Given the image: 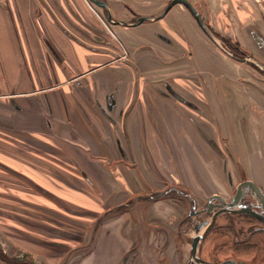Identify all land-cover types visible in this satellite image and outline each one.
Wrapping results in <instances>:
<instances>
[{
    "label": "rangeland",
    "instance_id": "1",
    "mask_svg": "<svg viewBox=\"0 0 264 264\" xmlns=\"http://www.w3.org/2000/svg\"><path fill=\"white\" fill-rule=\"evenodd\" d=\"M81 1L82 14L95 19L97 39H111L112 74H128L126 93V83H117L100 99L95 82L89 88L87 76L72 77L85 84L75 90L85 127L111 138L113 154L85 156L71 143L73 133L66 135L71 142L61 137L63 129L53 134L40 101L33 108L15 104L31 116L0 123V264L22 260L19 245L31 242L23 231L42 242L53 229L51 243L70 248L73 233L80 231L87 246L107 227L128 240L125 264H198L190 255L193 223L207 215L188 219L191 206L201 209L213 194L230 198L246 179L264 189V0H189L217 42L182 3L153 19L170 0H105L112 19L125 25L111 23L107 8ZM71 7L67 1L66 19ZM140 16L151 19L133 25ZM212 54L210 69L196 60ZM190 55L191 72L172 69ZM223 73L238 91L221 84ZM119 88L126 107L115 98ZM23 130L30 132L25 140L14 137ZM64 142L72 154L61 148ZM245 200L256 203L251 193ZM217 223L200 243L203 260L264 264L261 220L224 213Z\"/></svg>",
    "mask_w": 264,
    "mask_h": 264
},
{
    "label": "crops",
    "instance_id": "2",
    "mask_svg": "<svg viewBox=\"0 0 264 264\" xmlns=\"http://www.w3.org/2000/svg\"><path fill=\"white\" fill-rule=\"evenodd\" d=\"M67 1L69 5H74L69 10L72 17L68 19L64 15ZM81 4V0H0V123H14L17 118L22 117V120L30 117L29 110L17 111L15 106L18 104L21 108H33L34 105L37 107L36 101H40L41 107L47 110V116H51L47 122L56 131L53 134H59V129H63L61 137L64 141L71 142L66 135L68 132L73 133L77 141L71 143L77 146L79 152L95 160L105 155L106 150L108 154H113L109 142L111 138L109 141L98 138L90 128L85 127L79 111L83 104L78 99L79 95H75L76 86L82 88L85 84H80L79 81L75 83L77 78L72 77L87 76L90 79L87 84L89 88V82H95L98 86L97 98L100 99L101 91L104 92L117 83H126L122 89L126 93L128 81L124 77L128 74H124V71L122 74H112L114 69L109 67L112 59L111 39L106 36L105 40L97 39L95 19H86V14L82 12H86L87 8L83 4V9ZM169 40L166 37V41L170 43ZM173 45L174 43L171 47ZM184 58V64L181 62L172 69L191 72L192 65L189 63L190 66H187L192 59L191 55L190 59ZM213 59V54L196 58L197 62L199 60L205 66L203 68L214 65ZM215 64H218L217 59ZM227 75L232 79L237 76L236 73ZM220 76L222 85L231 84L238 91V84L224 80V73ZM121 88L115 95L120 108L126 107V100L120 99ZM86 103L88 108L94 107L89 100ZM28 134L30 132L23 130L14 133V137L25 140ZM60 144L66 154H72L70 150L73 152V149H69L67 143ZM8 150L12 148L7 147ZM47 229L43 233L47 236L46 241L42 242H38L40 239L35 238L36 234L32 237V232L23 231V236L31 241L19 245L21 254L18 255L23 261L29 264H125L121 254L129 245L128 240L120 239L115 230L108 227L101 229L97 239L87 246L82 241L81 232H75V237L71 238L76 240L75 245L65 248L60 243H51L49 238L58 234L53 229ZM103 230L109 234L100 237ZM59 237L61 238L60 234ZM128 238L132 241L133 236ZM135 243L137 244V240ZM50 252L61 253L51 255Z\"/></svg>",
    "mask_w": 264,
    "mask_h": 264
},
{
    "label": "water",
    "instance_id": "3",
    "mask_svg": "<svg viewBox=\"0 0 264 264\" xmlns=\"http://www.w3.org/2000/svg\"><path fill=\"white\" fill-rule=\"evenodd\" d=\"M93 3L97 4L98 6L107 8V19L113 24H125L128 23L119 20V19H112L110 11L108 10V4L105 0H91ZM176 3H182L190 8L193 14L196 16L198 22L200 23L204 32L211 37L213 40L216 38L213 36L209 28L205 25L204 20L198 14L195 6L189 0H170L163 11L157 15L152 17L153 19H158L163 17L166 12ZM151 19L149 16H140L138 17L133 25H138L142 21ZM169 91L176 96L177 98L182 99L181 95H179L175 90L171 87H168ZM251 193L252 196L255 197L256 203H252L245 200V197ZM256 210H255V209ZM223 213H239V214H252L259 218L263 226L259 228V231L264 233V192L263 189L257 185L253 180L246 179L238 183L235 193L229 201H226L222 195L213 194L209 197L207 202L205 203L204 207L201 209H196L194 206H191V209L188 212L187 218H191L194 215H202L206 214L207 217L202 220H197L193 223V229L195 231V236L192 238V245L190 248V255L192 259L198 264H237L234 261L226 260L220 263H210L207 262L199 257V246L203 238L209 233L212 229L214 220L217 216Z\"/></svg>",
    "mask_w": 264,
    "mask_h": 264
},
{
    "label": "flooded vegetation",
    "instance_id": "4",
    "mask_svg": "<svg viewBox=\"0 0 264 264\" xmlns=\"http://www.w3.org/2000/svg\"><path fill=\"white\" fill-rule=\"evenodd\" d=\"M254 181V180H253ZM255 182V181H254ZM255 183H257V182H255ZM238 185V184H237ZM237 185H236V187H237ZM257 185H259L258 183H257ZM260 186V185H259ZM236 187H235V190H236ZM261 187V186H260ZM262 188V187H261ZM263 192H264V189H263ZM234 193H235V191H234ZM234 195V194H233ZM232 195V196H233ZM232 196L230 197V198H226V197H224L223 196V198L226 200V201H229L231 198H232ZM254 197V196H253ZM255 198V197H254ZM132 202V201H131ZM129 203V202H128ZM255 209V208H254ZM256 210V209H255ZM224 214V213H223ZM223 214H220L219 216H217L216 218H215V220H214V224H213V227H212V229L209 231V233H211L212 232V230L214 229V227H216V225L218 224L217 223V219H218V217H220V216H222ZM226 214V213H225ZM236 214H239V213H236ZM240 215H243L244 217H253V218H255V219H257V220H259L260 221V219L259 218H257L256 216H254V215H252V214H245V213H243V214H240ZM250 232V231H249ZM248 232V233H249ZM209 233L206 235V236H208L209 235ZM205 236V237H206ZM205 237L203 238V240L205 239ZM251 237V235L249 236V238ZM202 240V241H203ZM191 248V247H190ZM199 250H200V247H199ZM199 250H198V253H199ZM199 257H200V254H199ZM201 258V257H200ZM202 259V258H201ZM15 264L16 263H20V261H22V260H20V258H14L13 260H12ZM232 261V260H231ZM218 263V262H217ZM220 263V262H219ZM190 264H191V262H190Z\"/></svg>",
    "mask_w": 264,
    "mask_h": 264
}]
</instances>
